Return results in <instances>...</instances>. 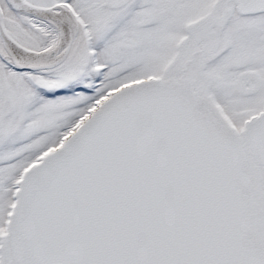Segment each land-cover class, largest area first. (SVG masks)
Masks as SVG:
<instances>
[{"label": "snow or ice", "instance_id": "6c2138e0", "mask_svg": "<svg viewBox=\"0 0 264 264\" xmlns=\"http://www.w3.org/2000/svg\"><path fill=\"white\" fill-rule=\"evenodd\" d=\"M0 264H264V0H0Z\"/></svg>", "mask_w": 264, "mask_h": 264}]
</instances>
